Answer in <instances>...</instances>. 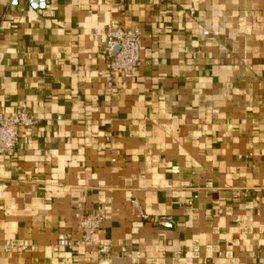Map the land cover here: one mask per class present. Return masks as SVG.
Segmentation results:
<instances>
[{
  "label": "crops",
  "instance_id": "1",
  "mask_svg": "<svg viewBox=\"0 0 264 264\" xmlns=\"http://www.w3.org/2000/svg\"><path fill=\"white\" fill-rule=\"evenodd\" d=\"M110 21L141 36L111 85ZM22 103L0 244L35 250L0 264H264V0H0V112Z\"/></svg>",
  "mask_w": 264,
  "mask_h": 264
},
{
  "label": "built area",
  "instance_id": "2",
  "mask_svg": "<svg viewBox=\"0 0 264 264\" xmlns=\"http://www.w3.org/2000/svg\"><path fill=\"white\" fill-rule=\"evenodd\" d=\"M193 14V8L189 9ZM203 33H206L205 31ZM103 36L102 56L104 58L105 69L107 71L106 80L111 85L113 74L123 77L134 75L139 67V51L141 47V36L137 28H127L110 21L100 32ZM117 50L115 51V48ZM114 91V88H112ZM33 123V119L29 116L25 104H21L12 113L0 112V154L11 155L18 142V130L21 125H29ZM132 205L139 210L136 200L131 201ZM140 217L147 219L148 215L139 210ZM77 225L80 229V237L71 241L66 236H60L57 245L71 246L91 245L93 235L96 232L103 215L99 212H78ZM19 251L35 250V245L28 240H24L19 244H13L5 241L0 244V250L10 252L13 249Z\"/></svg>",
  "mask_w": 264,
  "mask_h": 264
},
{
  "label": "water",
  "instance_id": "3",
  "mask_svg": "<svg viewBox=\"0 0 264 264\" xmlns=\"http://www.w3.org/2000/svg\"><path fill=\"white\" fill-rule=\"evenodd\" d=\"M33 2V0H31ZM41 1H44V0H41ZM117 50V47L115 48V51Z\"/></svg>",
  "mask_w": 264,
  "mask_h": 264
}]
</instances>
